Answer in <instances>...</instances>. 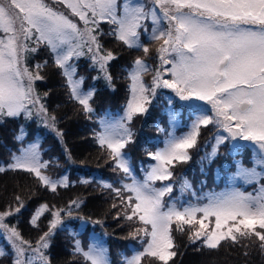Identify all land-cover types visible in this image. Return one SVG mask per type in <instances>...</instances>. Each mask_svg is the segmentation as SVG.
Wrapping results in <instances>:
<instances>
[{
  "label": "snow or ice",
  "instance_id": "1",
  "mask_svg": "<svg viewBox=\"0 0 264 264\" xmlns=\"http://www.w3.org/2000/svg\"><path fill=\"white\" fill-rule=\"evenodd\" d=\"M55 2L62 4L69 14L50 6L46 0H0V124L7 120L35 119L62 139L56 117L49 114L35 87L36 81L44 80L40 69L47 61L36 64L33 71L28 66L29 57L39 53L41 47L47 48L65 78L70 98L91 118L95 111L92 107L95 89L82 87L85 78L79 76L78 66L73 61L87 56L91 67L102 73L111 86L113 77L108 68L117 57L101 42L105 33L100 24L111 25L107 35L128 49H142L145 54L149 47L141 41V35L142 32L148 34L149 41L160 42L156 49L159 65L151 86L143 81L149 66L142 58H137L128 70L131 98L124 115L114 121L101 119L100 131L96 133L97 142L101 148H107L115 162L113 170L123 172L131 181L122 182L120 188L102 182L103 187L120 198L128 221L137 217L144 226L136 228L133 236L143 233L148 238L141 241L142 249L124 257L123 264H142L145 257L153 264H169L178 254L174 250L173 225L178 232L187 231L192 243L199 241L210 250L218 249L224 241L238 244L241 238H256L264 252V0H151L152 7L134 0ZM70 17H78L84 27H79ZM148 21L152 25L150 32ZM158 89H169L182 101H203L211 106L212 114L198 111L187 134L178 137L170 132L162 149L148 153L157 164L151 166L140 181L135 178L124 149L134 142L132 120L148 113ZM163 99L168 105L165 114L174 125L176 113L171 109L172 97ZM210 124L220 131L212 151L202 160L211 163L220 146L229 143L234 154L241 147L236 142L243 140L256 145L253 166L247 168L237 162V171L231 177L232 186L198 198L204 203L177 207L174 201L166 202L163 198L172 193L173 185L156 188L155 181L171 180V168L191 160V150L197 147L201 127ZM26 135L21 125L14 137L21 146L11 154L7 168L34 174L53 192L58 186L67 187L66 177L53 180L43 174L48 163L41 159L39 141L25 146ZM4 171L5 168L0 167V172ZM237 180L245 185L256 184L258 188L254 193H245L235 187ZM181 188L190 189L191 184L185 179ZM15 200V208L0 212V236L11 247L12 264H51L47 250L57 231L67 230L65 217L72 218L73 210L82 201L74 200L66 208L55 211L44 205L31 223L38 226L36 220L44 211H50L52 218L48 231L33 246L7 221L24 208L21 197ZM210 217L215 218L214 227L205 222ZM71 234L74 252L82 255L86 262L111 264L108 249L101 242L93 240L85 250L78 234ZM5 255L0 249V257Z\"/></svg>",
  "mask_w": 264,
  "mask_h": 264
},
{
  "label": "trees",
  "instance_id": "2",
  "mask_svg": "<svg viewBox=\"0 0 264 264\" xmlns=\"http://www.w3.org/2000/svg\"><path fill=\"white\" fill-rule=\"evenodd\" d=\"M100 29L105 33L101 37L105 49L113 51L117 57L110 62L108 68L113 77L111 86L91 67L89 60L81 59L76 63L79 76L85 78L84 87L95 89L92 103L95 111L91 118L81 110V106L75 100L70 98L65 78L54 64L53 54L47 48L41 47L39 53L29 57L28 66L30 70L36 71V64H44L47 61V65L40 69L44 80L36 81L35 87L42 96L49 114L56 117V127L63 133L62 139L55 132L38 124L35 119L32 121L7 120L0 124V164L11 161V152L17 151L21 146L14 137L18 134L20 126L24 125L27 133L24 145L31 140H40V150L43 158L48 160V168L52 170L49 171L52 177L62 176L65 172L68 175L67 187L58 186L53 192L46 188L34 174L12 171L4 166L5 171L0 172V212L10 207L15 208L17 206L15 197H21L24 208L20 213L8 217L7 221L17 228L24 239L31 241L35 246L44 232L48 231L49 221L52 218L50 211H44L39 216L36 220L38 226H33L31 223L35 214L44 205H47L51 211H55L66 208L74 200L82 201L80 206L73 210V217L64 222L67 230H58L51 248L47 250L51 264H90L84 260L82 255L74 252L70 241L71 229L74 227L77 229L82 221L87 222V235L92 233V226L97 225L100 228L101 236L105 238L112 256L118 254L117 260L120 263L123 262L124 257L132 254L134 248L140 243L133 238L128 240L123 237L128 227L138 228V223L135 217L132 221L125 218V211L119 210L123 205L120 198L115 192L103 187V181H111L113 186L117 187L123 175L121 171L113 170L115 162L110 158L109 151L101 148L95 134L98 117L121 112L126 105L130 98L131 82L128 79L130 63L133 64L136 58L142 57V54L141 50L128 49L114 37L107 35L112 29L111 25L101 23ZM141 41L147 46L153 45V42L147 38ZM157 48L156 45L150 51L152 56L156 54ZM98 76L100 78L93 79ZM44 93H47V96H44ZM190 114L191 112H186L188 118L184 123L188 122ZM135 119L132 130L134 142L128 144L127 149L138 169L145 166L148 168L147 166L152 162L148 153L153 152L163 138L162 134L157 132L158 126L156 125L157 120L162 121L163 114L159 105L154 104L149 106L146 115L136 116ZM213 132L214 130L208 132L206 135L208 138H205L204 142H202L203 131L198 137L197 144L201 142L203 145L200 149V157L197 158L200 166L208 165V161L202 160V157H205L207 148L204 146ZM197 159L194 158L191 161L190 168L195 166ZM81 217L83 219H80ZM95 221L101 223H94ZM245 245L246 239L243 238L238 244L226 241L219 247L223 251L218 259L224 260L225 264H264V252L257 245L251 244L250 249H247ZM179 248L183 254L179 264H206L218 254V251H209L200 242L193 246L180 244ZM12 261L11 248L6 247V255L0 257V264H12Z\"/></svg>",
  "mask_w": 264,
  "mask_h": 264
},
{
  "label": "rangeland",
  "instance_id": "3",
  "mask_svg": "<svg viewBox=\"0 0 264 264\" xmlns=\"http://www.w3.org/2000/svg\"><path fill=\"white\" fill-rule=\"evenodd\" d=\"M46 2L50 6L56 8L60 11L65 12V14H69V10L64 8V6L62 4L55 2V0H46ZM134 2L143 3V4L147 5L148 7H152L151 0H134ZM70 18H72L74 21H77L79 27H81V28L84 27L83 23L79 22L78 17H70ZM146 23H148L149 32H150L151 27H152L151 22L148 21ZM143 38L148 39V34H145L142 32L141 39H143ZM156 45L159 47L160 42H153V45L150 44L148 46L149 52L147 54H145L142 51V49H140L141 54H142L141 58L145 61V63L149 66V69H150L143 76V81H144V84L146 86H151L152 76L154 74L155 69L159 65V61L157 58L158 57L157 52H156V54H154V56H152V52H150ZM134 57H135V55H134ZM81 59L89 60L87 56H82L79 59H75L73 62L76 64L77 61H79ZM132 66H133V64L130 63L129 69H131ZM97 73L100 74V77L103 76L102 73H99L98 71H97ZM82 87L85 90H88V88L84 87V84L82 85ZM163 97H172L173 102L171 105V109H172V111H174L176 113V122L174 125H171L169 123V118L165 114V108H167L168 105H167V101L164 100ZM130 98H131V93H130ZM130 98H128V101H127L126 105L123 107V110L121 112L119 111L116 114L113 113V114L104 115L102 117L101 116L98 117V119L96 120V129H97L96 133L98 131H100V120L101 119H111L114 121V120H117L124 115L126 106L129 102ZM154 104L159 105V107L161 108L162 114H163L162 121L159 119L156 122V125L158 126L157 132L161 133L163 138H162V141H160L159 145L157 146V148L153 152L157 151L158 149H162L164 147V142H165V140H166V138L170 132L174 133L178 137L182 136L184 134H187L191 130V124H192L193 120L195 119V115L198 114V111H206L208 115L212 114L211 106L206 104L205 102L196 101V100L182 101L179 99L178 96L175 95V93H173L169 89H158L157 90V98L155 100H153V102L150 106H153ZM197 106H198V110H197ZM186 112H191V114L189 115L190 119L188 120V122L184 123L186 121V119L188 118V115H186ZM134 119H135V117H134ZM134 119L132 120V122L130 124V127L132 130H133V126H134V123H133ZM161 129H163V130H161ZM211 130H214L215 133L213 136H211L209 138V140L205 144L206 146H204V148H207V150L205 151V156L207 153H210L212 151V147L215 144V137L218 134V131H220V130H218L217 127L215 125H212V124L208 125L207 127L202 126L200 129V132L203 131L202 142H204L203 140H205V138H208V136H206V135ZM224 134L226 135V133H224ZM95 137H96V134H95ZM35 141H37V140H35ZM38 141L40 144L39 139H38ZM32 142H33L32 140L28 141L26 143V145H28L29 143H32ZM236 143H239L241 145V147L237 150L236 153H234V154L231 153V148H232L231 143H229L227 145H221L220 149H219V153L217 154L215 159L211 163L208 162V165L202 164L200 166L198 164V159H197L200 157L199 156L201 154L200 149H201V147H203V145H201V142H200L199 145L197 144L196 149L191 150V157L192 158L189 162L182 163V164H176L175 167L171 168V171L173 174L171 180L155 181L154 187L160 188V187H163L164 185L172 184L173 185L172 193L170 195H165V197L163 199L166 202H173L174 201L176 203L177 207H180L182 205L187 206L188 204H196L198 202L204 203L205 201L203 199L198 200V198H202V197H204L210 193H219V192L225 191L232 186L231 177L237 171V168H236L237 162L242 163V165L244 167H247V168H251L253 166L254 149L256 148V145L252 144V142H250V141H243V140H239ZM105 149H107V148L105 147ZM243 149H247V155H245V151H243ZM124 151L126 152L128 158L131 162V165L133 168V173H134V176L137 180L142 181L145 178L146 172L150 170L151 166H154L157 164L156 161H152L149 163L148 168H146V166H145L144 168L138 169L136 167V165L134 163V159L132 158L131 153L129 152L127 147L124 149ZM14 152H17V151L13 150L11 152V154ZM40 154H41V159L48 163V160L43 158L41 150H40ZM219 155H221V157ZM148 157H150V156H148ZM194 158L197 159V163L195 164V166L193 168H190L189 166L191 165V161ZM10 162L11 161H8L5 164H0V167L7 166ZM48 167H49V164H48ZM48 167L46 169L42 170L44 175L51 177L53 180H59L63 177H66L67 181H68L67 172H65L62 176H58V177L54 176V178H53L52 174L49 172L52 170H49ZM202 168H203V171H201ZM141 169L143 171H141ZM224 169H226V170L230 169L228 171V176L226 179L223 177V172H224L223 170ZM117 173H119V171H117ZM121 173L123 175L122 180L119 181V185L116 188H120L122 186V182L123 183H130L131 182L128 178H126L124 176L123 172H121ZM185 179L191 184L190 189H182L181 188V184H182L183 180H185ZM103 182L110 183L113 185V183L111 181H103ZM235 187L239 188L241 191H243L245 193H249V192L254 193V191L258 188V185H256V184L245 185L243 183V181L237 180L235 183ZM193 193H195V195H193ZM124 195L126 196L128 194L126 193ZM119 210L120 211H126V209L124 208V205H122ZM128 211H130V210H128ZM67 219H70V218L66 217L64 222ZM135 220L138 223V227H144L141 224V222L138 220L137 217H135ZM214 220H215L214 217H210L209 221H205V222L209 223L210 227H214ZM87 226H88L87 222L82 221L81 223H79L77 229H76V227H74L70 231L71 233H77L78 234V239L81 241L82 247L85 250H87L89 244L92 243L93 240H97V241L101 242L103 244V246H105L108 249V255H109V260H110L111 264H123V262H121V263L118 262V260H117L118 254H115L114 256H112V253L110 252L109 246L107 245L105 238L101 236L102 231L100 230V228L97 225L92 226V228H93L92 233H89L87 235L86 234ZM136 228L137 227L134 228L133 226H130L126 229V232L123 233L124 238H126L128 240L133 238L138 243L140 242L139 245L136 248H134V252L142 249L143 245L141 243V240L148 239L147 237H144L143 233H139L134 237L133 233H134ZM187 228H188V226L185 225V229H187ZM258 231H259V229H258ZM172 235L174 237V242L176 244V248L174 250H176L178 254L172 261L169 262V264L170 263L179 264L180 259L183 258V254L179 251L180 244H190V246H193V245H195V243H192L189 240V233L187 231H185V232L176 231L175 225H173ZM70 241L72 244L74 243L73 236L70 237ZM197 242H199V241H197ZM227 242H229V241H227ZM225 243H226V241L222 242L221 245H223ZM251 244L253 246H256V245L258 246L259 240L256 238H251L250 240L246 239V245H247L246 248L247 249H250ZM139 246H140V248L138 249ZM6 247H10V245L8 243H6L5 239L2 236H0V249L4 250L6 252ZM194 248L198 250L197 247H194ZM209 251H210V249H209ZM214 251H218V254L215 256V258L213 260L206 262V264H225L224 260L218 259L221 256V253L223 250L221 248H218ZM132 254H129L128 257H130ZM149 263H152V261L150 258H147V257H145L144 260L142 261V264H149Z\"/></svg>",
  "mask_w": 264,
  "mask_h": 264
}]
</instances>
